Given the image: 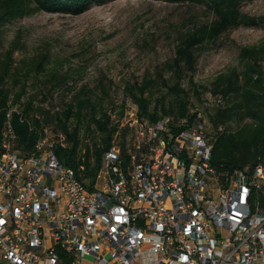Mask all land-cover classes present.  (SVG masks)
Segmentation results:
<instances>
[{
    "label": "built area",
    "instance_id": "obj_1",
    "mask_svg": "<svg viewBox=\"0 0 264 264\" xmlns=\"http://www.w3.org/2000/svg\"><path fill=\"white\" fill-rule=\"evenodd\" d=\"M0 153V264H264V155L225 180L198 110L194 123L143 119L105 151L94 188L63 164L50 126L23 153L12 103ZM61 140L64 139L60 134ZM101 179V180H100Z\"/></svg>",
    "mask_w": 264,
    "mask_h": 264
},
{
    "label": "trees",
    "instance_id": "obj_2",
    "mask_svg": "<svg viewBox=\"0 0 264 264\" xmlns=\"http://www.w3.org/2000/svg\"><path fill=\"white\" fill-rule=\"evenodd\" d=\"M102 1L0 0V26L14 17L42 10L79 13ZM166 1L204 4L214 16L209 21L181 31L174 55L157 69L156 78L148 77L142 83L127 84L126 89L137 103L139 116L143 119L155 120L165 114L187 118L185 124L174 125L173 129L191 125L198 110H202L205 118L207 116V134L213 142L211 163L221 174V179L225 180L227 174L231 175L236 169L253 167L264 155V40L240 46L241 69L234 66L218 74L208 84L198 83L194 73L200 55L211 43L241 25H264V13L258 15L244 11L243 3L248 0ZM13 53V50L7 51L5 58L0 60V153L3 151L4 124L7 112L12 108L10 99L13 95L12 103L20 106L12 110V122L17 133L14 148L23 153L34 151L44 127L50 126L57 136L54 150L60 161L75 168L88 187L94 188L105 151L117 139L125 145L130 133L131 128L122 124L125 102H96L91 89L86 87L78 90L62 108L37 104L35 95L22 99L28 93L23 78L29 72H22L19 68L11 71ZM46 61V54H43L37 63L39 71L46 70ZM163 71L170 72L169 76L165 77ZM159 77H162L167 90L155 97L152 87ZM17 86L19 88L16 89ZM208 92L215 101L206 99ZM193 96L203 103L191 111ZM220 97L223 101L218 102ZM90 131H97L98 135L90 139Z\"/></svg>",
    "mask_w": 264,
    "mask_h": 264
},
{
    "label": "rangeland",
    "instance_id": "obj_3",
    "mask_svg": "<svg viewBox=\"0 0 264 264\" xmlns=\"http://www.w3.org/2000/svg\"><path fill=\"white\" fill-rule=\"evenodd\" d=\"M242 7L248 13L263 14L264 0H248ZM213 16L204 4L166 0H104L79 13L42 10L0 26V60L13 50L11 71L29 72L23 78L28 93L22 99L35 95L37 104L62 108L86 87L96 102L138 106L127 84L156 78L157 69L174 55L181 31ZM262 40L264 25H241L225 32L200 55L195 80L208 84L234 66L243 68L240 46ZM43 54L46 70L39 71L37 63ZM163 72L165 77L170 74ZM152 89L155 97L166 92L162 77ZM206 99L213 101L211 92ZM201 101L193 96L191 111L198 109ZM97 135L90 131L88 137ZM79 264L97 263L94 256L86 255Z\"/></svg>",
    "mask_w": 264,
    "mask_h": 264
}]
</instances>
